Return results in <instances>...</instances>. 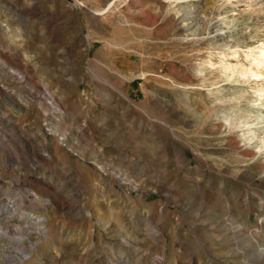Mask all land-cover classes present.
Listing matches in <instances>:
<instances>
[{
	"label": "rangeland",
	"instance_id": "obj_1",
	"mask_svg": "<svg viewBox=\"0 0 264 264\" xmlns=\"http://www.w3.org/2000/svg\"><path fill=\"white\" fill-rule=\"evenodd\" d=\"M260 40L264 0H0V264H264Z\"/></svg>",
	"mask_w": 264,
	"mask_h": 264
},
{
	"label": "bare ground",
	"instance_id": "obj_2",
	"mask_svg": "<svg viewBox=\"0 0 264 264\" xmlns=\"http://www.w3.org/2000/svg\"><path fill=\"white\" fill-rule=\"evenodd\" d=\"M250 51L251 52L249 53V55H251V57H250V61H249V66L241 67L239 71H240V73L247 74V75L251 76L255 80H262L264 77V40H260L259 42L255 43L253 48ZM258 52H261V53L258 54ZM260 89H261V91L264 90V88H260ZM249 129H251V128H249ZM246 130H248V129H246ZM255 131L256 130H254L252 132L251 137L254 136ZM260 142L263 144L264 140L261 139ZM11 207H13V201L12 200L9 201V204L5 205L6 210H11L12 209Z\"/></svg>",
	"mask_w": 264,
	"mask_h": 264
}]
</instances>
